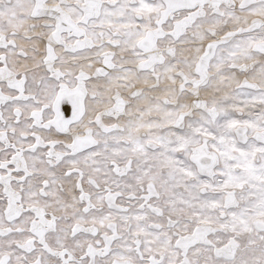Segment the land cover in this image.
Segmentation results:
<instances>
[{"label": "snow or ice", "instance_id": "snow-or-ice-1", "mask_svg": "<svg viewBox=\"0 0 264 264\" xmlns=\"http://www.w3.org/2000/svg\"><path fill=\"white\" fill-rule=\"evenodd\" d=\"M0 264H264V0H0Z\"/></svg>", "mask_w": 264, "mask_h": 264}]
</instances>
